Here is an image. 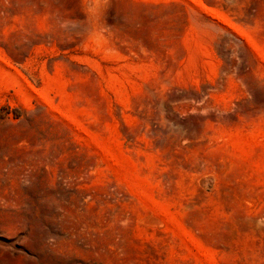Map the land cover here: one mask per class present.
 I'll return each mask as SVG.
<instances>
[{
  "label": "rangeland",
  "instance_id": "1",
  "mask_svg": "<svg viewBox=\"0 0 264 264\" xmlns=\"http://www.w3.org/2000/svg\"><path fill=\"white\" fill-rule=\"evenodd\" d=\"M0 264H264V0H0Z\"/></svg>",
  "mask_w": 264,
  "mask_h": 264
},
{
  "label": "bare ground",
  "instance_id": "2",
  "mask_svg": "<svg viewBox=\"0 0 264 264\" xmlns=\"http://www.w3.org/2000/svg\"><path fill=\"white\" fill-rule=\"evenodd\" d=\"M39 139H40V137H39ZM38 147L40 148V150L42 149L41 148V146H42V142L39 140L38 141ZM38 170H39V174L42 172V160L40 159V161H39V163H38ZM19 176V175H18ZM27 179H31L32 178V176L31 175H28L27 177H26Z\"/></svg>",
  "mask_w": 264,
  "mask_h": 264
}]
</instances>
